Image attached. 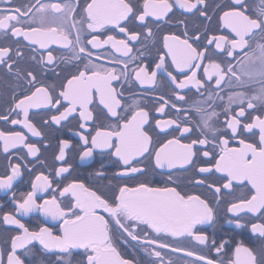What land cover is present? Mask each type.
Listing matches in <instances>:
<instances>
[{
  "label": "snow or ice",
  "instance_id": "6c2138e0",
  "mask_svg": "<svg viewBox=\"0 0 264 264\" xmlns=\"http://www.w3.org/2000/svg\"><path fill=\"white\" fill-rule=\"evenodd\" d=\"M0 75V264H264V0H0Z\"/></svg>",
  "mask_w": 264,
  "mask_h": 264
},
{
  "label": "flooded vegetation",
  "instance_id": "af4514ba",
  "mask_svg": "<svg viewBox=\"0 0 264 264\" xmlns=\"http://www.w3.org/2000/svg\"><path fill=\"white\" fill-rule=\"evenodd\" d=\"M222 2L223 0H209L210 5H214V4L222 3ZM209 14H211V12ZM198 22L199 21L197 20L196 17H192L188 21L190 26H195ZM210 27L218 32L222 31L221 29L218 28L216 20H213L211 22ZM163 31H168V29L165 28L163 29ZM7 85H8V79L0 75V91L9 92L10 89L7 88ZM157 91L164 92L166 91V89L161 87V88H158ZM36 119H39V117H36ZM0 127H3V125L0 124ZM65 132H66V129H65ZM57 135H59V133H57ZM51 151L52 150L49 149L48 151L44 152L41 157L42 159H46L48 164L52 163ZM68 159H69V162L72 163L74 166L73 176H79L80 178L87 179L89 172L92 170L91 168L88 167V164L91 162L90 161L81 162L78 156H76L74 153H69ZM100 159L101 157L99 156L96 157V160H100ZM6 164H7V161L3 158L2 155H0V172H3V166ZM33 166H34V171H25L23 174V178L18 179V181L14 182L13 191H15L17 195H19L21 192H27L31 190L30 180L34 178V176L37 173L44 171L47 174L48 172L47 168L42 169L40 164L36 163L35 161H33L32 165H29V168L31 169L33 168ZM108 170L109 172H111L112 171L111 167H109ZM69 179H71V177H69ZM155 179L159 180L160 178L157 176L155 177ZM105 183L107 182L105 181ZM48 195L50 194H39L38 193V196H43L44 198H46ZM10 197H11V191L5 192L3 190H0V205H3V208H2L3 211H9L12 208V205L10 203ZM40 202H42V199L40 200ZM21 220L30 229L35 228L37 230L41 226H51L52 224L51 221L44 220V218L39 213L30 214V216L28 217H21ZM207 230L209 233L215 232L219 235H226V234L232 235L236 231H239V230H235L234 226L228 225L227 223H225L223 216L220 218L215 228L208 227ZM0 234H3V235L7 234L5 232L4 226H0ZM239 238L240 237H237V239ZM120 250L127 254V258L135 257L141 261V264H147L148 258L146 257L145 253L138 246L135 245V242L129 241L127 244H121ZM45 259L47 258L45 257Z\"/></svg>",
  "mask_w": 264,
  "mask_h": 264
}]
</instances>
